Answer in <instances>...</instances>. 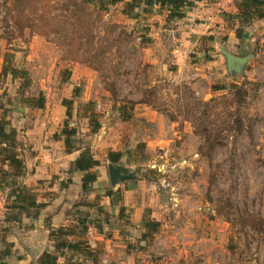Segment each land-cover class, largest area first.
Returning <instances> with one entry per match:
<instances>
[{"label":"rangeland","instance_id":"obj_1","mask_svg":"<svg viewBox=\"0 0 264 264\" xmlns=\"http://www.w3.org/2000/svg\"><path fill=\"white\" fill-rule=\"evenodd\" d=\"M102 2L0 0V69L7 59L30 77V85L21 88L20 79L0 77V116L3 109L8 117L12 110L17 114V107H27V99L41 93L45 102L49 99L48 116L54 119L62 115L57 104L70 100L69 114L63 106L59 133L66 121L68 128L78 130L74 145L90 148L92 138L103 137L112 127V147L122 153L117 163L157 182L164 197L182 199L185 213L178 215L189 219V229L208 237L199 242L204 254H197L192 264H264V20L239 28L233 16H226L228 27L234 34L241 29L242 36H233L231 42L225 36L223 47L235 55H251L242 74L229 75L218 48L202 43L203 51L190 53L189 61L181 64L180 73L197 71L194 83L190 78L172 81L169 76L178 64L170 58L156 61V37L149 36L151 26L156 30V3L135 1L131 7V0ZM234 83L244 95L231 87ZM213 85L226 88L212 90ZM144 111L146 116H140ZM24 113L19 111V117ZM90 113L99 122L96 133L90 132ZM121 115L127 118L124 123L117 121ZM90 150L101 158L110 151L100 146ZM102 161L107 173L109 161ZM13 173L0 161L3 219L19 215L8 185L16 183L20 189L22 179ZM85 200L73 207L76 217L86 221L83 249L89 247L86 233L96 221ZM114 216L99 212L97 230L105 236L112 233ZM118 217L121 226L127 224L126 212ZM3 219L0 252L9 249V224ZM150 246L148 236L142 246L134 241L128 249L145 252ZM65 254L66 264H82L79 257ZM94 254L98 261L101 252ZM148 260L155 262L153 255Z\"/></svg>","mask_w":264,"mask_h":264},{"label":"crops","instance_id":"obj_2","mask_svg":"<svg viewBox=\"0 0 264 264\" xmlns=\"http://www.w3.org/2000/svg\"><path fill=\"white\" fill-rule=\"evenodd\" d=\"M155 8L156 30L151 26L149 36L156 37L153 41L156 43V61L160 58L163 60L170 58L178 64L177 72L169 76L172 81L190 78L192 82V76L198 75L197 71L194 75L193 72L180 73V69H182L183 62L189 61L190 53L199 54L203 51L200 48L202 43L217 47L219 51V47L225 45V36L228 42H231L233 36L236 37L233 30L228 27V17H226L233 16L237 11L234 0L231 4L222 5V8L216 0H193L192 6L184 9V17L172 20L167 18L168 9L161 8L159 5ZM8 77L12 79L10 75ZM57 106L60 107L57 108L58 113L62 115L54 119L48 116L51 107L49 99L41 109L37 108V110L29 106L17 107V114L12 110L9 117L8 128H14L20 134L17 138L22 143L21 157L24 162V169L20 175L22 186L34 194L36 203H44V206L38 210L35 217L26 214L16 220L0 217L1 220L3 219L2 222L9 224L6 244L10 249V254L5 262L7 264H36L44 252H54V243L49 236L46 222L54 228L77 227L80 219L73 213V207L81 198H85V202L92 205L91 213L96 215L97 224L99 212H112L115 215L113 219L117 220L116 226H113V231L108 236L104 235V231L97 230V227L91 223L90 231L86 233V244L92 255L79 252L70 253L73 258L79 257L78 260L82 264H112L114 262L127 264L135 259L146 261L152 255L155 262L148 260L147 264H192V259L197 254L200 256L204 254L205 248L199 242H204L208 237L195 232L193 227L189 229V219L178 215L179 212L185 213L182 209V199L164 197L157 187V182L141 176L137 171L135 179L112 186L108 172L106 173L101 166L102 159L109 161L106 154L104 158H101L91 151L93 157L100 162L98 166L91 169L97 174V178L91 185V191L86 193L82 191L83 173L69 171L70 164L78 156L79 151L66 152L65 150L64 137L58 132V124L63 119V106L65 105L62 103ZM19 111L20 113L24 111V116L19 117ZM146 114L144 111L140 116H146ZM149 116H152L150 118L153 121L156 120L153 112L150 111ZM117 121L124 123L127 120L118 118ZM104 133L103 137L100 134L92 138L90 148L100 146V149L105 148L106 151H119V147H112V127H107ZM109 189L119 194L118 199L106 195ZM174 200H180V202L175 203ZM178 204L179 207L175 208ZM172 211L176 212L175 215ZM123 212H126L129 217L126 218L127 224L121 226L122 219L118 217V214L121 215ZM144 214L160 223L156 232L146 231L142 224ZM190 221L193 222V219ZM79 228L80 226L77 230ZM75 233V235L68 236L69 240L70 238H72L71 241L84 239L77 234L78 231ZM148 236L152 239V246L148 247L145 252L144 249L141 251L128 249V244L134 241H137V246L138 244L142 246ZM198 237L200 239H197ZM195 238L197 241H194ZM95 251L101 252L98 261L95 258ZM65 253L58 258L57 264H66L64 259L68 254Z\"/></svg>","mask_w":264,"mask_h":264},{"label":"trees","instance_id":"obj_3","mask_svg":"<svg viewBox=\"0 0 264 264\" xmlns=\"http://www.w3.org/2000/svg\"><path fill=\"white\" fill-rule=\"evenodd\" d=\"M87 2H93L96 0H85ZM103 3V0H98ZM122 0H107L109 4H115L117 2H121ZM139 1L145 6H152L154 3L159 5L161 8H166L169 10L167 15L168 20H172L175 18H182L184 17V9L190 8L193 4V0H131L128 4L133 6V2ZM234 4L236 5L237 11L233 15V18L238 21L239 28L244 27L251 23L254 20H264V0H234ZM101 5V4H100ZM134 7V6H133ZM236 30V37H241V29ZM263 50H264V42H263ZM10 75L12 79H20L21 83H19V87H27L30 85V77L29 73L26 69H19L17 67H12L8 63L7 59H4V64L2 65V69L0 71V77H7ZM231 87L236 89V92L239 95H244V90L239 87L237 84L231 85ZM226 88L225 85L221 86H212V90H224ZM45 98L43 94L39 93L37 98L27 99V106L32 108L41 109L44 107ZM70 100H64V105L66 106V114H69L70 110ZM2 115L0 116V156L1 162L3 164H7L10 169L14 171L13 176L22 175L24 169V162L21 157L22 154V143L17 138V131L14 128H8L10 125L9 117L6 115L8 112L7 110L3 109ZM88 123L91 128V133H96L99 129V122L95 117L90 113L87 116ZM122 120H127V118L121 115ZM60 134L64 137V146L66 152L72 151H79L78 156L71 162L69 171H81L83 173V177L81 180L82 191L84 193L89 192L92 190V183L96 181L97 174L91 171L92 168L98 166L100 162L93 157V154L88 145L86 146H75L74 141L76 135L78 134V130L73 128H68L67 122L65 121L63 127L60 131ZM122 156L120 151H109L107 153V159L111 163H117ZM5 174V173H3ZM11 174L12 173H8ZM18 185L16 183L10 182L8 188H12L9 192V195L13 196V199L16 200V204L14 205L17 213L19 215L9 216L7 219L16 220L20 218L23 214L27 216H37L38 210L44 206V203H36L34 194L24 186H21L20 189H17ZM22 189V190H21ZM24 189V190H23ZM19 190V191H18ZM106 195L117 197L119 194L114 193L111 189L106 191ZM28 201L27 205L25 203ZM113 202V198L111 199ZM84 205H90L88 202H84ZM29 208L35 209V211L30 212ZM123 210V209H121ZM120 210V211H121ZM85 220L80 219L78 221V226H80V231H78V235L82 237V235L87 231L85 227ZM96 227L97 225L95 222H91ZM142 224L146 231L156 232L159 227L160 223L154 221L147 217L144 214L142 219ZM46 227L49 230V236L54 243V252H44L37 260L36 264H57L58 258L63 256L65 252L73 253L79 252L84 253L85 255L90 254V250L82 248V242L80 239L77 241H71L68 236L75 235V227L71 226H60L57 228L51 227L48 222H46ZM70 227V229H68ZM83 227V228H82ZM99 228V227H98ZM101 229V228H100ZM2 253V254H1ZM10 254L9 249H5V251L0 252V262L3 261ZM2 264H7L2 262Z\"/></svg>","mask_w":264,"mask_h":264},{"label":"water","instance_id":"obj_4","mask_svg":"<svg viewBox=\"0 0 264 264\" xmlns=\"http://www.w3.org/2000/svg\"><path fill=\"white\" fill-rule=\"evenodd\" d=\"M219 52L224 57L227 73L232 76L235 74H242L251 57V55L239 56L232 54L224 47H219ZM107 172L112 186L136 178V171L131 170L128 166H125L122 163L118 164L109 162L107 164Z\"/></svg>","mask_w":264,"mask_h":264},{"label":"built area","instance_id":"obj_5","mask_svg":"<svg viewBox=\"0 0 264 264\" xmlns=\"http://www.w3.org/2000/svg\"><path fill=\"white\" fill-rule=\"evenodd\" d=\"M217 3L219 4V6L222 8V5L224 4H231L233 2V0H216ZM4 201V196L2 191H0V207L2 202ZM134 264H138L137 262H135Z\"/></svg>","mask_w":264,"mask_h":264}]
</instances>
